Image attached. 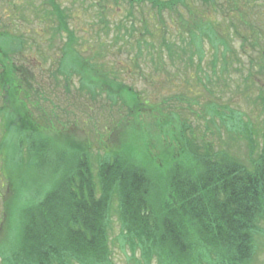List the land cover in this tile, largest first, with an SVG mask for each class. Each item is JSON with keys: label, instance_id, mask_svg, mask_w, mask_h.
Returning a JSON list of instances; mask_svg holds the SVG:
<instances>
[{"label": "trees", "instance_id": "16d2710c", "mask_svg": "<svg viewBox=\"0 0 264 264\" xmlns=\"http://www.w3.org/2000/svg\"><path fill=\"white\" fill-rule=\"evenodd\" d=\"M119 1L129 7L126 16L149 10L161 23L164 14L177 15L186 27L187 48L162 27L152 65H162L164 53L172 63L190 53L191 62L193 46L201 60L205 37L216 58L220 53L224 60L232 50L216 19L223 4L233 7L241 0H114ZM43 3L55 23L52 39L66 37L59 48L58 69L65 86L78 76L91 97L103 96L108 105L120 106L123 115L111 123L108 140L117 134L111 147L92 148L90 142L59 136L64 129L53 120L57 113L47 114L37 103L39 90L30 81L33 77L16 59L26 38L0 30V160L6 178L0 264H116L110 245L113 214L120 245L134 264H251L257 235L264 236V228L259 227L264 223V131L258 140L253 130L245 131L249 163L225 149L216 150L206 136L196 139L185 117L175 130L168 131L165 121L159 124L160 131L147 134L140 116L142 108L151 107L148 101L143 102L140 92L123 85L117 75H97L104 66L92 65L75 49L77 37L65 9L57 0ZM94 4L103 7L100 0ZM249 20L250 44L260 47L263 58L264 30L255 18ZM143 25L146 30L145 21ZM121 29L124 35L116 40L138 49L140 55L147 41L131 35L130 30L137 31L133 24L117 30ZM261 60L255 72L262 74L256 79L262 94ZM195 69L201 70L200 65ZM194 75L201 78L197 72ZM218 76L204 73L207 84L215 83V78L217 84L225 82ZM261 99L264 102V93ZM224 109L221 113L218 104L208 103L205 111L211 122L218 117L233 127L239 115Z\"/></svg>", "mask_w": 264, "mask_h": 264}, {"label": "rangeland", "instance_id": "374dc122", "mask_svg": "<svg viewBox=\"0 0 264 264\" xmlns=\"http://www.w3.org/2000/svg\"><path fill=\"white\" fill-rule=\"evenodd\" d=\"M43 1L0 0V30L7 29L12 34L23 35L26 38L25 48L21 54H16L18 55L16 59L22 63L19 65L24 64L28 76L33 77L30 81L39 90L36 92L37 103L47 114L51 113V110L57 113L53 120H58L55 122L56 126L64 129L60 130L59 136L71 141L90 142L92 148L111 147L113 142H117V134L111 136L112 140L109 141L108 132L111 123L123 115V110L118 105L111 106L110 103L108 105L103 96L91 97L86 89L81 88L78 76L65 86L64 76L58 73V69L62 60L59 48L66 37L52 39L55 23L46 15L49 7ZM57 1L61 8L65 9L69 27L77 37L75 49L92 65L96 63L98 66H104V69L96 74L106 72L109 76L112 73L117 75L123 85L133 87L140 92L143 102L148 101L151 105L142 108L140 116L143 129L148 127L147 134L150 133L152 136L160 131V125H164L165 121L169 122L168 125H164L168 127V131L170 128L175 130L178 122L185 117L190 121L196 139L202 137L205 140L206 136L207 139H212L216 150L225 149L241 161L250 162L249 143L245 131L253 130L257 140L264 131V102L261 99L264 92L259 93L262 89L256 86V79L262 74L255 72L258 61L262 59L264 62V57H259L260 47L250 44L249 19L255 18L261 30H264V0H241L233 7L223 4L222 8H218L216 20L219 22V32L232 47L224 60L220 53L217 54V58L214 57L216 55L208 41L209 38L205 37L201 46V60L197 47L193 46L190 47L194 52L191 62L190 53L183 56L184 60H177L174 63L164 53L161 66H157L156 62L152 65L151 58L157 49L162 27L169 31L168 37L174 39L177 44L186 48L188 45L186 27L179 24L177 15L164 14L160 23L149 10L143 15L134 10L133 16H126L129 7L121 1L116 4L114 0H100L103 4L101 8L94 4L98 0ZM190 3L192 5L191 1ZM186 18L190 21L188 16ZM143 21L147 23L146 30ZM131 24L137 29L130 30L131 35L145 39L148 43L147 47L141 48L140 55H137L138 49L134 51L135 48L124 47L121 45L122 40H116L117 37L124 35L122 29H117L121 25ZM156 24H160L157 27L158 34ZM222 48L220 44L219 50ZM73 58L74 55L71 65L74 64ZM197 65H200L201 70L195 71ZM222 67H225L223 72ZM195 72L200 74L201 78L197 79ZM204 73L211 76L223 74L218 77L225 82L217 84L218 80L215 78V83L207 84ZM36 97L33 96V99ZM208 103L218 104L221 113L224 108L226 113L235 111L239 118L235 120L234 126L232 127L231 122L226 119L220 121L218 117L211 122L205 111ZM36 112L34 111V115H41V112L37 114ZM171 112H174V116ZM92 156L95 160L96 151ZM2 165L0 160V214L6 195V178ZM112 221L110 245L114 262L134 264L128 259V252L120 245L117 234L119 224L115 214ZM259 227L263 229L264 223H259ZM257 238V251L251 264H264V236L257 235Z\"/></svg>", "mask_w": 264, "mask_h": 264}]
</instances>
